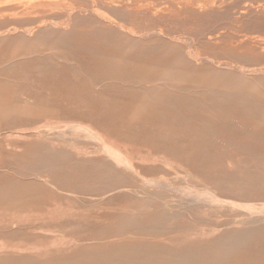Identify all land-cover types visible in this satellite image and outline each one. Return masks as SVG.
<instances>
[{"label":"rangeland","instance_id":"obj_1","mask_svg":"<svg viewBox=\"0 0 264 264\" xmlns=\"http://www.w3.org/2000/svg\"><path fill=\"white\" fill-rule=\"evenodd\" d=\"M216 62L264 0H0V264H264V80Z\"/></svg>","mask_w":264,"mask_h":264},{"label":"bare ground","instance_id":"obj_2","mask_svg":"<svg viewBox=\"0 0 264 264\" xmlns=\"http://www.w3.org/2000/svg\"><path fill=\"white\" fill-rule=\"evenodd\" d=\"M186 1V0H185ZM190 2V1H189ZM209 2V1H208ZM61 3V2H60ZM187 3V2H186ZM210 3V2H209ZM213 3V2H212ZM218 3H219V1H218ZM224 3V2H223ZM49 4H51V3H47V4H42V5H49ZM169 5H170V3H168ZM172 4V3H171ZM175 4V3H174ZM178 4V3H177ZM176 4V5H177ZM219 4H221V3H219ZM218 4V5H219ZM182 5H183V3H182ZM206 5H208V6H206ZM223 5V4H222ZM186 6L188 7V8H196V10H201V9H203L204 10V12H208V11H211L213 8H212V4H203V5H200L199 7H193V4H186ZM205 6V7H204ZM133 7V6H132ZM165 7V6H164ZM215 7H217L216 5H215ZM21 8H22V6H21ZM85 8V7H84ZM163 8V7H162ZM147 9V8H146ZM157 9V8H156ZM166 9V8H165ZM203 10H201V11H203ZM221 10V9H220ZM166 11V10H165ZM170 11V10H169ZM180 11V10H179ZM150 12V11H149ZM152 12V11H151ZM174 12V11H173ZM172 12V13H173ZM157 13V12H156ZM177 13V12H176ZM155 14V13H154ZM169 14V13H168ZM171 14V13H170ZM175 14V13H174ZM173 14V15H174ZM45 14H43V16H41V17H39V15H38V19H40V18H45V16H44ZM177 15V14H176ZM36 17H37V15H36ZM46 19V18H45ZM41 20V19H40ZM39 20V21H40ZM42 21V20H41ZM44 21V20H43ZM13 22V21H12ZM46 22V21H45ZM21 23H22V21H21ZM20 23V24H21ZM44 23V22H43ZM4 26V25H3ZM16 27V26H15ZM3 28V27H2ZM12 29V28H11ZM14 30V29H13ZM17 30V29H16ZM6 31H8V30H6ZM134 34V33H133ZM2 35V34H1ZM4 35V34H3ZM189 37V36H188ZM254 40H257V39H254ZM41 45V44H40ZM253 45L254 46H257V45H261V42H258V41H253ZM258 47V46H257ZM189 58H193L192 57V55H190L189 54V56H188ZM196 57V60H194V62L196 63V65H198V64H204V62L203 61H206L205 59L206 58H204V60H203V58H200L199 56H195ZM216 65H215V67H216V71L218 72V73H221L223 76L221 77V76H218L219 78H220V83H224V84H226V85H229V86H232V82L234 81L230 76H229V74H227L228 72L230 73V72H232V73H238V74H241V75H243V76H247L249 79H256V80H264V68H261V67H254V68H247V70L246 71H243V70H241V71H234V69H232V67H231V65H229L227 62H216L215 63ZM208 65V64H207ZM210 66V65H209ZM241 72H243V73H241ZM228 76V77H227ZM244 79H246L247 80V78H244ZM237 86H241L242 88L244 87V84L243 83H239ZM2 103V102H1ZM263 107V106H262ZM9 109V108H8ZM18 111V110H17ZM35 114V113H34ZM38 115V114H37ZM40 116V115H39ZM52 116V115H51ZM49 117V116H48Z\"/></svg>","mask_w":264,"mask_h":264}]
</instances>
